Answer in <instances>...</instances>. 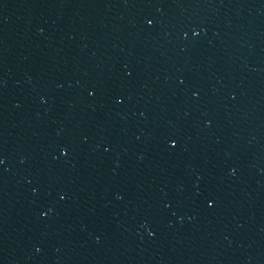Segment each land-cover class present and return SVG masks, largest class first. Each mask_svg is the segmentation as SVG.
<instances>
[{
	"label": "water",
	"instance_id": "obj_1",
	"mask_svg": "<svg viewBox=\"0 0 264 264\" xmlns=\"http://www.w3.org/2000/svg\"><path fill=\"white\" fill-rule=\"evenodd\" d=\"M0 264H264V0H0Z\"/></svg>",
	"mask_w": 264,
	"mask_h": 264
}]
</instances>
